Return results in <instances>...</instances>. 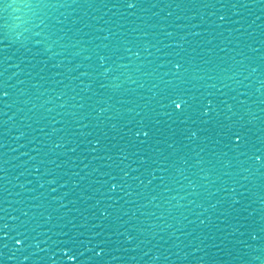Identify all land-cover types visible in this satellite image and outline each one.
<instances>
[{"label": "snow or ice", "instance_id": "obj_1", "mask_svg": "<svg viewBox=\"0 0 264 264\" xmlns=\"http://www.w3.org/2000/svg\"><path fill=\"white\" fill-rule=\"evenodd\" d=\"M179 106V105H178Z\"/></svg>", "mask_w": 264, "mask_h": 264}]
</instances>
